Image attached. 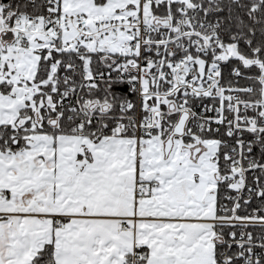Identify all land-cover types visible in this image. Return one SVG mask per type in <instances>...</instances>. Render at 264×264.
<instances>
[{
  "label": "snow or ice",
  "instance_id": "1",
  "mask_svg": "<svg viewBox=\"0 0 264 264\" xmlns=\"http://www.w3.org/2000/svg\"><path fill=\"white\" fill-rule=\"evenodd\" d=\"M0 264H264V0H0Z\"/></svg>",
  "mask_w": 264,
  "mask_h": 264
}]
</instances>
